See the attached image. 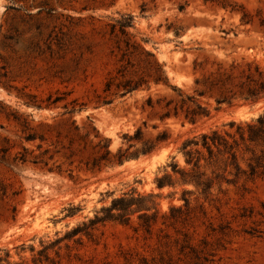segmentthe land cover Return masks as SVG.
Segmentation results:
<instances>
[{
  "label": "rangeland",
  "instance_id": "374dc122",
  "mask_svg": "<svg viewBox=\"0 0 264 264\" xmlns=\"http://www.w3.org/2000/svg\"><path fill=\"white\" fill-rule=\"evenodd\" d=\"M133 40L143 49L130 52ZM246 62L264 73V0H0V264H264L263 167L238 178L207 167L222 179L208 198L191 183L157 186L190 168L184 140L264 112L260 90L201 96L211 114L195 123L174 114L178 89L196 94L218 68L249 83ZM124 79L142 86L123 94ZM138 127L151 145L167 140L116 164L89 143L131 153Z\"/></svg>",
  "mask_w": 264,
  "mask_h": 264
},
{
  "label": "trees",
  "instance_id": "16d2710c",
  "mask_svg": "<svg viewBox=\"0 0 264 264\" xmlns=\"http://www.w3.org/2000/svg\"><path fill=\"white\" fill-rule=\"evenodd\" d=\"M122 25L120 30L125 32V28ZM128 49L130 52L135 53L136 50L143 49L142 46L137 41H132L128 44ZM130 47L132 48L130 50ZM149 54V53H148ZM246 69H242L239 72V76H245L249 83L244 81L235 80V75L233 73L222 70L218 68L216 71L209 72L208 75L203 77H197L195 83L197 85L202 84L203 89L195 88L196 94H186L183 96V91L178 89L182 95L180 100L174 105V114L179 116V108L183 111L185 119L195 123L197 120L203 117H209L211 112L210 109L204 105L200 97L206 94L213 95L212 92H216L215 100L218 104L227 102L231 103L233 99L237 97L244 98L246 100L250 99L256 101L260 98L258 95L260 90L264 91V73L260 67L254 62H246ZM157 73L152 75V79L156 84L162 82L163 70L161 65L156 61ZM250 82L255 83L252 84ZM113 84V80L107 81V89ZM118 88H123L124 93L138 90L141 88L142 84L139 80L124 79L119 83H116ZM233 86H238V91H235ZM177 90V88H175ZM238 92V93H237ZM149 105L154 106L152 99L149 98ZM173 100L166 102L169 112L171 110V104ZM191 103L193 105H191ZM170 116V113L165 112L162 115V119ZM229 129H211L210 131L201 132L191 138H187L183 141L180 150L184 154L185 162L190 168L174 169L173 174H180L176 176L174 180V175L172 173H166L163 177L157 179V186L163 187L166 184H174L175 181L182 183L194 184L204 198L212 196V187L214 183H219L221 185L222 179H219V175L215 174V170L212 173L215 176H211L207 173V167H213L218 164H222L224 170L231 174H234L235 178L240 177L242 174L255 175L259 171V167L264 168V112L260 114L256 119L249 121H230L227 123ZM168 134L167 130L162 131L157 136V142L155 144L149 143L147 140L143 139V131L141 127H138L134 133V136H130V140H134L129 147L135 145L136 142H141V148H137L131 153H123L119 149L115 154L111 152L108 147L106 139H101L96 142L92 140L89 141L91 148L94 151L100 153L101 160H104L107 164L123 163L125 159L137 158L140 154H149L157 145L158 142L162 140H167L165 137ZM83 137V136H82ZM103 141V142H102ZM260 152V153H259ZM246 154H251L248 158V170L242 168L239 162V157H243ZM177 167V164H176ZM264 172V171H263ZM168 179V181H164ZM228 180L229 179H225ZM190 191H184V193H189ZM186 209H190L191 199L184 195ZM198 200V197L196 198ZM202 206V204H200ZM140 210H148V207L140 206ZM173 213H183L182 206H171V215L178 218L180 215H173ZM148 218L147 226H150L151 216L144 215ZM167 217V214H163ZM153 218V217H152ZM155 219V218H154ZM153 219V220H154ZM156 222V221H155ZM194 252L195 248L192 249ZM15 264H26V263H15Z\"/></svg>",
  "mask_w": 264,
  "mask_h": 264
},
{
  "label": "bare ground",
  "instance_id": "6f19581e",
  "mask_svg": "<svg viewBox=\"0 0 264 264\" xmlns=\"http://www.w3.org/2000/svg\"><path fill=\"white\" fill-rule=\"evenodd\" d=\"M157 157H163V153H160L159 156L155 155L154 158H157Z\"/></svg>",
  "mask_w": 264,
  "mask_h": 264
}]
</instances>
